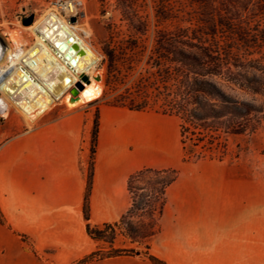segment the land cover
I'll list each match as a JSON object with an SVG mask.
<instances>
[{"label": "crops", "instance_id": "crops-1", "mask_svg": "<svg viewBox=\"0 0 264 264\" xmlns=\"http://www.w3.org/2000/svg\"><path fill=\"white\" fill-rule=\"evenodd\" d=\"M90 112H70L0 146V264H75L101 243L85 232ZM180 120L99 107L89 194L93 226L118 222L131 205L138 170L176 169L157 232L143 247L166 264H264L263 194L183 162ZM90 264H151L118 257Z\"/></svg>", "mask_w": 264, "mask_h": 264}, {"label": "rangeland", "instance_id": "rangeland-1", "mask_svg": "<svg viewBox=\"0 0 264 264\" xmlns=\"http://www.w3.org/2000/svg\"><path fill=\"white\" fill-rule=\"evenodd\" d=\"M123 1L119 4L117 0H0L1 46L13 51V40L4 34L3 23L19 31L22 48L26 49L33 43V37L24 29L27 26L22 24V20L33 15L34 23L48 12H54L71 26L89 32L86 40L99 58L97 71L101 86L97 99L72 109L59 102L32 125H27L12 107L6 114L0 111V146L18 134L70 112H90L94 118L101 106L141 101L147 102L143 111L159 115L175 116L170 113L183 109L188 116L186 122L179 118L181 125L187 128L185 149L202 152L205 156L188 163L203 165L227 179H248V191L253 187V191L256 188L261 192L264 207V49L257 47L255 37L264 23V12L258 9L257 4L263 5L264 0H239V5L227 6L224 19H215L209 29L208 24L199 21L200 9L189 0H171L162 10L166 19L156 16L157 0H134L133 9H128V3ZM68 4L74 7L75 22L68 18ZM242 7L247 8L243 10ZM122 11L129 18L137 14L138 20L147 23L146 31L138 33L133 30ZM235 25L241 29L240 34L229 30ZM177 28L195 30V35L204 42L206 55L222 58L219 75L195 77L189 74L186 79L182 75L187 74L190 68L179 63L169 64L153 54L156 31L173 32ZM247 40L251 42L247 43ZM106 47L113 51L112 62L103 53ZM184 51L203 61L210 60L197 50ZM193 78L200 83L199 88L192 86ZM194 124L210 126L217 131L200 135L193 128ZM248 124L255 125L256 129L241 134L227 130L228 127ZM197 139L203 142L194 149L191 145ZM221 153L225 156L218 160ZM167 177L144 174L133 183L135 203L143 211H135L129 224L115 230L112 246L136 251L134 256L123 257L145 259V240L131 242L128 234L130 231L148 230L153 225L148 208L156 193L152 186L158 189L156 183ZM152 192L154 196H151ZM99 247L108 249L109 245L101 243Z\"/></svg>", "mask_w": 264, "mask_h": 264}, {"label": "trees", "instance_id": "trees-1", "mask_svg": "<svg viewBox=\"0 0 264 264\" xmlns=\"http://www.w3.org/2000/svg\"><path fill=\"white\" fill-rule=\"evenodd\" d=\"M119 4H122L124 2L123 0H117ZM171 0H157V9H155L156 16L160 19H166L167 17H164V14L162 13L163 7L165 5H168ZM191 4L196 5L200 11H199V21L204 22L205 24H208V29L210 27H213V23L215 19H224L225 13H227V6L239 5V0H189ZM125 2L128 3L126 7L128 9H133L134 6V0H125ZM256 5V2L254 3ZM258 9L262 12H264V3L263 5H258ZM243 10H246L247 7H242ZM123 17L126 16L127 20L129 21V26L135 30L138 33L145 32L147 28V23L138 20L137 14H133L132 18L128 17V14L124 11ZM227 15V14H226ZM135 20V21H134ZM225 26V25H223ZM229 30L235 31L238 34H240L242 31L241 29L235 25L234 27H231ZM195 30L190 28H177L173 32H166L158 30L155 33L154 37V48H153V54L158 55L159 58H162L165 62L169 64H183L190 68V71H188L187 74L182 75L184 78L188 79L189 74H192L195 77H204L207 75H219L221 73V69L223 66L222 58H220L219 55H216V57L211 58L209 55H206L205 48H204V42L202 41V38L195 35ZM210 34H214L211 31H209ZM256 42H258L257 47L264 49V23L262 29L257 31ZM247 43L251 41H246ZM255 43V42H254ZM252 43V44H254ZM254 46V45H253ZM184 50H197L199 51L202 56H205V58H210L209 61H203L201 58H198L197 56L192 55L191 52H185ZM103 53L105 56L109 59L110 62H112L113 58V51L109 47H106L103 49ZM192 86H196L199 88V82L197 79H192ZM190 84V85H191ZM199 90H202V87H200ZM259 92V91H256ZM109 107H117V108H125L128 110L133 111H143L147 108V102L141 101L140 103H131L128 104H113ZM259 113L260 111H255ZM181 120L183 122H186L188 119V116L186 114V111H181L177 113H170ZM98 118H99V110L96 111L95 116L93 118L92 122V129L90 134V147H89V161H88V172H87V184L86 189L83 197V207H82V214L83 219L85 221V232L91 238L92 240L99 242V243H106L109 245L108 249L97 247V249L90 254L86 255L82 259L76 262V264H90L93 262H99L106 259L111 258H117V257H123V256H134L136 254V251L133 249L130 250H124V249H116L114 248L113 241L115 236V230L118 228V226L121 225H127L129 224V220L133 217V214L135 211H143V208H138V206L135 203L134 199V187L133 183L137 181L142 175L144 174H153L157 176H168L167 178H164L160 182H157L156 185L158 186V189L152 186V190L155 191V198L154 200L148 204L149 208V215L153 219V225L148 229H144L141 231H130L128 234V237L131 242H139L144 241L147 238L154 235L158 228H157V221L160 215L162 214V210L165 204V191L166 188L171 185L177 178H178V171L176 169H162V170H155L150 168H145L136 171L132 175L129 176L127 180V190L131 196V205L127 212L121 217V219L113 224H104L102 226H93L89 222V194H90V188L92 183V169H93V157L95 152V146H96V140H97V133H98ZM193 128H195L197 131H199L200 135H203L204 133H207L209 131H217L216 129H213L210 126H205L201 124H194ZM255 125H244L242 127L236 126V127H228L227 130L229 133L232 134H241L247 130L253 131L255 130ZM201 132V133H200ZM187 133V128L184 125H181L180 123V137H181V144H182V150H183V162H195L201 159H204V155L202 152L196 153L195 151L187 150L185 149V141H184V134ZM203 142L202 139H197L192 142L191 147L196 149L200 146V144ZM225 156L224 153H221L217 158L218 160H221ZM151 196H154V192L151 193ZM151 196L149 198H151ZM0 225L5 226V220L4 217L0 211ZM143 257L148 260L151 264H166L164 261L156 258L155 256L149 254L147 248L145 247V252L143 253Z\"/></svg>", "mask_w": 264, "mask_h": 264}, {"label": "bare ground", "instance_id": "bare-ground-1", "mask_svg": "<svg viewBox=\"0 0 264 264\" xmlns=\"http://www.w3.org/2000/svg\"><path fill=\"white\" fill-rule=\"evenodd\" d=\"M72 7L68 4V12ZM32 23L24 28L33 37L29 48H22L19 31L6 23L2 27L13 40V45L6 40L13 51L0 45V111L6 114L14 108L27 125L59 102L72 109L101 94L99 58L86 40L89 32L71 26L54 12ZM83 76L88 83L82 81ZM78 83L83 89L73 97L70 91Z\"/></svg>", "mask_w": 264, "mask_h": 264}, {"label": "water", "instance_id": "water-1", "mask_svg": "<svg viewBox=\"0 0 264 264\" xmlns=\"http://www.w3.org/2000/svg\"><path fill=\"white\" fill-rule=\"evenodd\" d=\"M70 21H71V22H75L76 19L73 17V18L70 19ZM32 22H33V15L29 16L27 19H23V20H22V24H23L24 26H28V25H30ZM82 81L88 83V78H87L86 76H83V77H82ZM82 89H83V86H82L80 83H78V84L76 85V89H72V90L70 91V93H71V95H72L73 97H75V96L78 95V91H79V90H82Z\"/></svg>", "mask_w": 264, "mask_h": 264}, {"label": "built area", "instance_id": "built-area-1", "mask_svg": "<svg viewBox=\"0 0 264 264\" xmlns=\"http://www.w3.org/2000/svg\"><path fill=\"white\" fill-rule=\"evenodd\" d=\"M68 6V5H67ZM67 6H66V11L68 12V9H67ZM72 11L71 12H68V18H73V16L75 15V12H74V7H72ZM75 18V17H74ZM82 85V84H81Z\"/></svg>", "mask_w": 264, "mask_h": 264}]
</instances>
